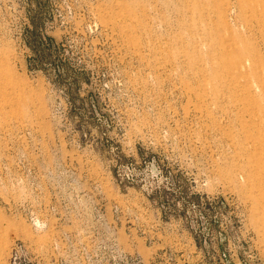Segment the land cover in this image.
Masks as SVG:
<instances>
[{"label":"rangeland","instance_id":"obj_1","mask_svg":"<svg viewBox=\"0 0 264 264\" xmlns=\"http://www.w3.org/2000/svg\"><path fill=\"white\" fill-rule=\"evenodd\" d=\"M0 264H264V0H0Z\"/></svg>","mask_w":264,"mask_h":264}]
</instances>
